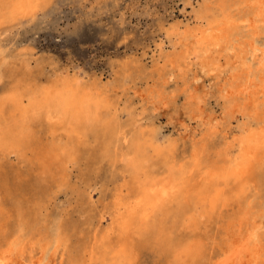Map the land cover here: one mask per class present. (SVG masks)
Segmentation results:
<instances>
[{"label": "snow or ice", "instance_id": "6c2138e0", "mask_svg": "<svg viewBox=\"0 0 264 264\" xmlns=\"http://www.w3.org/2000/svg\"><path fill=\"white\" fill-rule=\"evenodd\" d=\"M39 6L37 3L36 7ZM189 6L196 9L195 0ZM0 8L11 11L13 5L4 0ZM209 8L213 11L207 12V18L219 26L223 39L208 46L203 56L197 52L195 60L191 56L184 60L171 55L166 60L161 57L164 62L157 63L162 74L149 77L156 82L148 86H133L121 78L119 71L107 81L93 80L91 76L85 81L97 87H107L103 112L97 108L90 123H100L116 133L96 166L100 180L116 185L111 207L104 213L105 218L109 215L112 218L104 240L113 239L114 233L122 238L113 253L119 258L107 264H245L249 253L257 248L264 250V163L259 184L254 190L253 184L248 182L250 158L245 152L246 145L250 146L254 140L264 151V0H216L212 4H201L193 15L202 19L204 10ZM33 20L46 22L47 16L28 17L25 23ZM45 25L40 23L37 31L44 29ZM77 30L78 26L68 28L72 35ZM113 34L121 43L127 42V36L118 26L113 27L109 37ZM153 35L157 51L165 47L169 53L174 51V29L167 25V21L161 23ZM149 55L156 61L155 52H149ZM139 59L148 64L143 56ZM24 65L27 77L37 80L45 74L50 75L53 70L57 76L71 75L77 83L81 82L78 77L85 75L83 69L72 63L67 50L43 55L32 52ZM7 67V62L0 63V109L16 100L18 93L15 89L23 83L21 78L12 84L13 77L6 75ZM151 70L155 72V69ZM238 77L242 85L239 90ZM253 81L260 84L258 103H250L245 92V89L250 91L249 85ZM46 91L47 85L38 86L22 98L27 104L36 106L30 113L31 120L23 139L6 142V157H21L29 145L42 141L46 133L55 136L59 129L67 132L69 139L61 141L57 158L63 157L69 164L76 159L74 138L79 135L76 130L79 118L63 107L51 108L37 103L35 97L45 95ZM226 125L236 133L234 137L228 133L229 147H239L234 163L224 170L225 177L235 182L228 191H217L209 198L181 200L174 213L151 230L137 227L131 214L120 218L121 209L127 207L123 202L121 183H127L133 176L144 181L152 174L154 164L165 171L166 166L175 163L181 145L185 157L199 162L202 145L209 137L217 138ZM146 132L151 133L149 150L143 147ZM36 163L46 165L47 157L37 159ZM103 165H111L108 174H104ZM23 179L20 177L19 181ZM179 191L174 186L173 197ZM9 199L10 204L0 208V253L8 257L0 260V264H37L35 259H30L36 256L37 250L33 234L40 229L39 222L30 215L32 204L15 193ZM226 209L229 210L227 217ZM54 251L57 253L55 264H69L59 255V239ZM41 252L46 250L41 249ZM38 264L53 262L42 255ZM71 264L83 262L77 259Z\"/></svg>", "mask_w": 264, "mask_h": 264}, {"label": "bare ground", "instance_id": "6f19581e", "mask_svg": "<svg viewBox=\"0 0 264 264\" xmlns=\"http://www.w3.org/2000/svg\"><path fill=\"white\" fill-rule=\"evenodd\" d=\"M45 1L9 0L13 5L11 11L0 8V35L13 27L14 24L23 22L28 17H35ZM3 2L4 0H0V3ZM192 2L193 0H184L183 9L186 6L190 7ZM195 2L196 9L190 7L192 10L185 22L176 18L177 16L172 18V22H167V25L174 29L173 38L176 41L172 53L166 51L165 48L157 51L153 36V46L147 45L142 56H147V51L155 52L156 61H153V57L150 56L151 65L147 66V64L134 59L122 60L123 62L114 71V76L119 71L121 78L127 79L133 86L135 84L144 86L155 84L156 81L150 80L149 77H159L162 74L157 63V61L164 62L161 57L166 60L171 55L177 60H184L191 56L195 60L197 52L203 56V52L208 46L217 40L222 42L219 26L211 23L207 18V12L213 11L212 9H205L202 19H197L193 15L197 9H200L201 4H212L216 0H195ZM37 3L40 5L39 8L36 7ZM175 10L176 7L172 8L170 15L173 16ZM25 49L27 48L17 46L5 48L0 44V63L7 62L6 75L13 77L12 84H15L16 79L23 78L22 85L15 89L18 93L16 100L7 108L0 109V208L10 204L9 198L13 193L15 196L23 198L26 203L31 202L30 215L40 224V229L33 234V239L37 244L36 256L30 257V259H35L37 264L42 255L45 259L50 258L55 264L57 253L54 249L57 247L58 239L61 245L59 255L65 258L69 264L77 259L83 264H107L109 261L117 260L119 257L113 253L122 238L114 233L113 239L105 241L104 234L109 231L112 224L111 215L107 217L106 226L102 227L101 221L105 218L104 213L111 207L110 204L98 219L94 216L95 208L88 196L81 197L80 205H77L79 210L76 218H74L76 211L57 212V206H55L59 195L69 188L72 170L82 168L80 171L86 172L87 175L99 171L96 167L97 163L102 160L107 143L116 135L105 125L90 123L97 108L103 112L107 87L105 85L104 88H101L95 84L87 83L85 82L87 79L83 77H78L81 82L77 83L71 75L65 73L62 76H57L54 70L50 75L45 74L39 80L27 77L24 72V61L32 52L31 50L25 51ZM151 69H155V72L153 73ZM133 77H135L134 80ZM96 78L99 77H93V80ZM44 85H47L46 94L36 96L37 103L51 108L63 107L69 112L76 113L79 118L76 125L79 135L74 138L77 143V155L71 164L63 157L57 158L61 141L69 139L67 132L59 129L55 136H49L46 133L42 141L37 140L29 145L28 150H25L19 158L6 157L5 155L6 142L23 139V134L31 120L30 113L36 106V104H27L26 100L22 98L30 94L31 90H36L38 86L43 87ZM241 87L238 77L237 89L239 90ZM249 88L250 91L245 89L247 99L250 103H258L261 99L259 81H253ZM212 103L215 104L216 101H212ZM229 132L233 137L236 134L230 125H226L217 138L209 137L202 145V156L199 162L185 157V149L181 145L175 163L172 166H166L165 171H161L154 164L151 166L152 174L144 181L137 180L133 176L128 179L127 183H121L123 202L127 207L121 209L120 218H126L131 214L137 227L151 230L164 223L169 215L179 207L181 200L209 198L217 191H228L235 182L225 177L224 170L228 165L234 163L235 152L239 151L238 146L235 149L229 147ZM150 136L151 133L146 132L143 145L146 150L150 148L151 142L148 139ZM10 146L11 144H8V147ZM188 151L190 152L191 149L188 148ZM245 152L250 158L248 164L251 177L248 182L253 184L255 190L262 175L261 165L264 163V151L258 141L254 140L250 146L246 145ZM230 156L231 159H229ZM43 157H47V163L40 166L36 161ZM114 161L115 151L113 150ZM102 167L110 169L111 165ZM20 177H24L22 182L19 181ZM174 186L180 191L173 197L172 188ZM114 188L116 189V185ZM165 192H168V196H165ZM228 212L229 210L226 209L225 217ZM41 249L46 252L42 253ZM6 259L8 257L0 253V260ZM245 264H264V250L257 248L249 253Z\"/></svg>", "mask_w": 264, "mask_h": 264}, {"label": "rangeland", "instance_id": "374dc122", "mask_svg": "<svg viewBox=\"0 0 264 264\" xmlns=\"http://www.w3.org/2000/svg\"><path fill=\"white\" fill-rule=\"evenodd\" d=\"M174 7L176 10L172 16ZM183 7L184 0H46L36 14L38 18L47 16L46 22L33 20L25 23L23 20L14 24L0 35V44L5 48L25 47L40 55L67 50L72 63L83 69V78L91 76L107 81L123 61L134 59L144 63L139 57L147 45L153 46L152 37L160 22H172L174 16L185 22L190 15L192 8ZM40 23H46L45 28L37 31ZM76 26V34H69L68 28ZM114 26L127 36V42L121 43L115 34L109 37ZM149 52L143 56L148 61L147 66L151 65ZM80 170L82 168L72 170L69 188L55 203L56 211H76V218L81 197L88 196L98 219L110 204L115 184L100 180V171L87 175ZM108 170L104 169V174H108ZM101 221L102 227L106 226L108 218Z\"/></svg>", "mask_w": 264, "mask_h": 264}]
</instances>
